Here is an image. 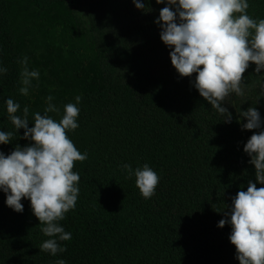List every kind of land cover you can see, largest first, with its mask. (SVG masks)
Listing matches in <instances>:
<instances>
[{
    "label": "trees",
    "instance_id": "trees-1",
    "mask_svg": "<svg viewBox=\"0 0 264 264\" xmlns=\"http://www.w3.org/2000/svg\"><path fill=\"white\" fill-rule=\"evenodd\" d=\"M0 0V131L15 135L0 151L30 146L24 129L8 119L6 100L43 114L46 98L60 109L82 99L77 123L67 134L87 160L76 162L79 195L58 223L71 239L67 251H40L49 237L41 232L30 200L23 211L6 204L0 189V264H239L230 242L232 200L255 178L244 145L264 131L262 77L250 64L243 96L222 102L232 115L225 122L171 64L173 50L160 38L156 20L168 6L156 0ZM248 14L264 19V0H248ZM175 11V6H172ZM177 22L179 18L177 17ZM38 70L27 96L19 88V63ZM256 107L260 129L247 130L239 112ZM148 164L160 177L155 194L144 199L122 165Z\"/></svg>",
    "mask_w": 264,
    "mask_h": 264
},
{
    "label": "clouds",
    "instance_id": "clouds-1",
    "mask_svg": "<svg viewBox=\"0 0 264 264\" xmlns=\"http://www.w3.org/2000/svg\"><path fill=\"white\" fill-rule=\"evenodd\" d=\"M168 6L160 10L156 23L162 31L160 38L173 49L171 64L181 77L195 76L194 87L213 109L225 115V122H231L232 115L222 106L231 93L243 96L242 83L250 64L255 72L264 69V19H253L247 12L248 0H166ZM137 9H144L141 0H133ZM157 4L165 0H156ZM172 6H175L173 11ZM177 17L179 22H177ZM20 64L19 88L27 96L32 81L38 80V70H29L27 57ZM8 71L0 67V74ZM46 98L43 114L33 113V127H29V107L17 115L20 104L6 100L8 119L17 132L24 129V137L32 141L30 146L17 145L9 154L0 151V189L7 194L6 204L16 212L23 211L21 200H30L34 216L39 220L41 232L49 237L40 245V251L55 256L67 251L60 241L71 239L58 223L65 214L74 209L79 195L80 175L73 171L76 162L87 160L88 154L81 153L69 138L68 132L79 127L77 106L82 97L76 96V103H67L59 121L49 113H58ZM247 118L243 129H260L261 117L256 107L240 111ZM15 135L12 131H0V144H8ZM244 152L255 167L256 181L264 185V131L254 132L244 145ZM128 178L135 176V185L144 199H150L159 184L158 174L144 164L133 170L130 164L122 165ZM231 224L229 237L235 246L239 264H264V187L248 182L247 191H238L232 200L230 220L221 219L218 227ZM56 264H66L63 259Z\"/></svg>",
    "mask_w": 264,
    "mask_h": 264
},
{
    "label": "rangeland",
    "instance_id": "rangeland-1",
    "mask_svg": "<svg viewBox=\"0 0 264 264\" xmlns=\"http://www.w3.org/2000/svg\"><path fill=\"white\" fill-rule=\"evenodd\" d=\"M258 74L260 75V77H262L263 80L261 86H258L257 89L259 93L264 97V69H262Z\"/></svg>",
    "mask_w": 264,
    "mask_h": 264
}]
</instances>
